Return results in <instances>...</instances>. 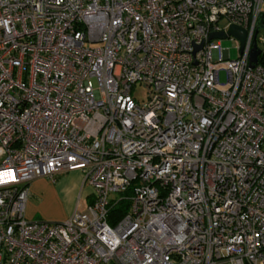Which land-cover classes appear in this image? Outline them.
<instances>
[{"label":"built area","instance_id":"built-area-1","mask_svg":"<svg viewBox=\"0 0 264 264\" xmlns=\"http://www.w3.org/2000/svg\"><path fill=\"white\" fill-rule=\"evenodd\" d=\"M261 28L264 0H0V264H264ZM74 169L91 201L27 218Z\"/></svg>","mask_w":264,"mask_h":264},{"label":"crops","instance_id":"crops-1","mask_svg":"<svg viewBox=\"0 0 264 264\" xmlns=\"http://www.w3.org/2000/svg\"><path fill=\"white\" fill-rule=\"evenodd\" d=\"M28 188L25 215L30 219L62 220L72 212L77 200L78 208L83 209L92 199V187L82 182L79 169L59 174L55 180L36 177Z\"/></svg>","mask_w":264,"mask_h":264},{"label":"rangeland","instance_id":"rangeland-1","mask_svg":"<svg viewBox=\"0 0 264 264\" xmlns=\"http://www.w3.org/2000/svg\"><path fill=\"white\" fill-rule=\"evenodd\" d=\"M226 23L225 20L222 21V25H224ZM257 40H258V46L262 47L263 43H264V29L261 28L259 30V32L257 33ZM220 43L222 45L223 48H228L229 49V56L230 57H235L237 55V46L239 44V39L233 35H228L226 37H222L220 39ZM220 78L221 80L225 79V74L224 71L221 70L220 72ZM134 95L135 97L140 101H144L146 100L147 97V90L145 88V86L142 85H137L134 88ZM68 173V172H66ZM64 173V174H66ZM113 196H115L116 194L112 193ZM83 203L81 201L80 206L82 207Z\"/></svg>","mask_w":264,"mask_h":264},{"label":"water","instance_id":"water-1","mask_svg":"<svg viewBox=\"0 0 264 264\" xmlns=\"http://www.w3.org/2000/svg\"><path fill=\"white\" fill-rule=\"evenodd\" d=\"M228 34H233L236 37L239 38V40L242 42L245 36V30L242 29L241 27L231 24L229 25V27L227 28V31H216V32H212L210 34V37H226ZM260 52V48L257 46V43L255 41V39L253 40V45H252V49L249 55V62L250 65H253L254 63L257 62L258 60V54Z\"/></svg>","mask_w":264,"mask_h":264},{"label":"trees","instance_id":"trees-1","mask_svg":"<svg viewBox=\"0 0 264 264\" xmlns=\"http://www.w3.org/2000/svg\"><path fill=\"white\" fill-rule=\"evenodd\" d=\"M258 61L259 63H262L264 65V43L263 46L260 47V53L258 54ZM130 191L131 189L129 188L128 193H130ZM128 206H129V200L126 198L112 203L110 205L108 221L112 223L115 218L123 215L128 210Z\"/></svg>","mask_w":264,"mask_h":264}]
</instances>
